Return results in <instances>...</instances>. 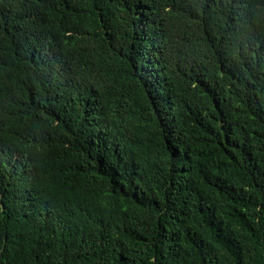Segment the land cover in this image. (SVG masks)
<instances>
[{"label":"trees","instance_id":"trees-1","mask_svg":"<svg viewBox=\"0 0 264 264\" xmlns=\"http://www.w3.org/2000/svg\"><path fill=\"white\" fill-rule=\"evenodd\" d=\"M0 264H264V0H0Z\"/></svg>","mask_w":264,"mask_h":264}]
</instances>
